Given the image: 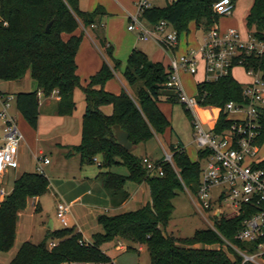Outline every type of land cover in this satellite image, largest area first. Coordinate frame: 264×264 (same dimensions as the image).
<instances>
[{"label":"trees","instance_id":"1","mask_svg":"<svg viewBox=\"0 0 264 264\" xmlns=\"http://www.w3.org/2000/svg\"><path fill=\"white\" fill-rule=\"evenodd\" d=\"M218 1L176 0L167 2L162 8L146 9L141 17L148 24L165 21L179 36L187 34L191 24L207 32L218 23L219 17L213 12V5ZM230 1L234 6L237 0ZM106 15L101 6L92 12L81 11L78 0H0V81H19L29 73L37 89L19 93L14 100L17 112L34 131L39 118V93L45 98L56 93V115L68 117L75 109L74 91L81 88L85 102L81 138L80 144L71 148V153L80 157L81 165L100 156L99 169L107 170L113 165H123L127 169V176L100 171L97 177L114 209L129 199L124 189L127 181L146 184L150 203L135 211L98 216L102 232L94 234L88 245H80L82 238L72 228L48 231L47 238L56 240L53 248L48 247L47 239L40 244L24 242L9 264H110L101 248L115 241L144 247L150 264H242V258L225 241L242 252H255L257 243L234 239L248 215L232 220L213 216L215 231L210 228L196 231L191 238L164 234L177 193L186 190L195 195L197 192L201 153L198 161L191 162L182 144L170 145L173 165L156 161L154 163L161 167L163 176H149L144 158L123 150L113 138L112 128L120 126L134 147L169 128V122L158 106L161 102L180 104L178 95L166 88L169 68L151 63L142 52L133 50L126 60L122 77L130 87L141 86L136 89L134 98L124 90L119 95L110 94L104 86L121 64L113 59L112 48L107 47L104 40L97 39L112 65L103 63L87 85L81 87L76 55L83 32L79 36L75 32L80 28L87 30L99 26ZM245 27L250 36L264 40V0H251ZM65 35L68 36L66 40ZM245 58L249 67L261 73L264 82V55ZM241 93L242 85L231 75L196 84L199 106L219 111L214 127L216 132L230 126L223 109L229 102L240 103ZM0 97L4 95L0 93ZM104 106L112 107L110 116L100 111ZM185 113L192 126V115L186 109ZM258 141L259 145L264 144V121ZM48 188V179L35 172L24 173L16 179L12 192L0 203V254L13 248L19 214L24 212L31 199L39 198Z\"/></svg>","mask_w":264,"mask_h":264},{"label":"built area","instance_id":"2","mask_svg":"<svg viewBox=\"0 0 264 264\" xmlns=\"http://www.w3.org/2000/svg\"><path fill=\"white\" fill-rule=\"evenodd\" d=\"M149 8L151 6L148 0H137L136 13L130 16L127 30L135 33L140 41L156 43L165 52L172 53L178 46L179 35L165 21L156 24L145 22L141 14ZM233 8L230 0H219L213 5V12L219 18L227 17L231 15ZM94 28L92 26L90 29ZM250 55H264V40L259 41L250 35L242 38L235 29L222 32L214 25L196 48H189L185 53L171 58L166 88L178 95L179 103L193 117L194 142L198 152L202 154L199 185L194 195L198 211L211 213L212 218L216 216L227 220L248 215L234 239L257 243L255 252H242L230 243H225L242 258V264H264V159L259 157V149L263 144L259 145L258 141L264 121V82L261 73L246 64L245 57ZM200 62L204 64L205 81L232 76L235 69H241L249 79L247 84L242 85V101L225 105L223 112L231 124L219 132L214 129L217 120L211 130L202 126L195 112L200 107L198 100L196 96H187L181 84L180 74L196 75ZM12 99V96L0 97V176L6 170L18 167L22 135L15 118L9 112ZM163 161L172 166V155L166 154ZM48 164L49 160L43 156L36 158V173L44 175L43 166ZM143 164L149 176H163L161 167L148 158L143 159ZM214 188L221 189L217 201H212L211 198V190ZM3 196L4 192L1 190L0 197ZM221 203L231 210L229 214H222L218 208ZM69 210L70 206L61 203L56 207V218L64 227ZM210 229L215 231L213 227ZM79 243L89 244L84 241ZM55 245L53 242L48 247L53 248Z\"/></svg>","mask_w":264,"mask_h":264},{"label":"rangeland","instance_id":"3","mask_svg":"<svg viewBox=\"0 0 264 264\" xmlns=\"http://www.w3.org/2000/svg\"><path fill=\"white\" fill-rule=\"evenodd\" d=\"M148 1L151 7L162 8L171 0ZM78 2L79 8L82 9L80 10L86 12L85 4L87 3V0H78ZM129 7L130 9H133L132 4H130ZM113 17L114 20L111 22H114V30L110 31V36L114 37L113 39H116L115 43L118 45L120 43L119 41L131 38L134 33L127 31L126 28L128 23L125 18L121 17L119 14L114 15ZM220 19H226V17ZM108 28H110V25ZM200 29L201 30H196L194 26H190L187 35V44L190 48H196L201 44L203 29ZM87 31L86 34L82 30V32H84L82 38L89 42L93 52L99 58L101 63L103 62L112 65V61L106 55L105 50L91 42L90 38L95 39L96 34L90 30ZM88 34L89 37H87ZM67 38L68 36L65 35L64 39L66 40ZM103 38H105V35H101V39L105 41ZM107 40L109 41V39ZM185 40V34L182 33L180 43L182 41L185 42ZM145 43L148 44L152 51L157 52V54L160 55V58L163 55V59L165 60L164 63L167 64V56L169 57L170 53L166 52V56L164 55L165 51L156 43ZM181 51L182 50L178 51V54L181 53ZM119 70H116V76L109 80L107 84L112 91L120 92V90L122 91V89H125L127 93L134 98L135 91L141 86V84H137L134 87L128 86L122 77V70ZM233 76L243 82L249 81V79L243 75L241 69H235L233 71ZM180 80L185 94L189 97L195 96L196 84L205 80L204 64L202 62L198 64L196 75L191 76L187 73H181ZM8 84L9 83L0 81V92H8ZM80 85L82 87L81 83ZM12 98L13 99L10 101L11 108L9 110L11 115L15 112L14 95H12ZM45 99V97L39 96L41 104ZM73 101L75 109L72 115L68 117H59L56 115V105L53 99L49 101L48 107L45 106L41 108L42 114L39 127L37 125L39 128L37 147L42 150L50 161V166H43L44 176L48 179L49 188L46 193L38 198L39 211L32 213V201L27 203L26 209L23 212V218L21 219L22 221L19 220V223L17 224L14 241L15 246L13 245L15 248H12L7 253L0 254V264H9L14 258L13 255L15 250L19 249V246L24 240H30L33 244H40L45 239H47L46 241L48 244L52 242L56 243L54 238H47L50 222H53L54 224V231L63 228H72L75 231L78 228H82L85 232H89L90 230L94 231L93 227H97V229L101 231V226L97 222L99 214L113 215L115 213L110 209L106 192L100 187V183L95 181V177L100 171H109L114 174L127 176V169L123 165H113L107 170L104 168L99 169V165L102 164L100 156H96L95 161L83 165L79 164L78 158L76 161H73L66 159L63 156L65 153L64 146H78L80 144V120L85 111L84 95L81 88L75 89ZM158 106L169 122V128H167L162 134L154 135L152 139L145 144L140 143L134 146L131 153L137 158L149 157L154 161H161L165 160L166 154L171 155L170 145L176 146L182 144L183 148L185 147L186 149L188 157L192 161H196V151L198 149L194 142V132L191 123L186 117L185 108L180 104L171 105L164 102L159 103ZM195 112L198 114L202 126L207 130L212 129V123L217 119V110L215 108L198 107ZM259 157L264 159V144L259 149ZM23 160L27 164L25 171L36 173V169L33 167L32 154L26 151L23 155ZM81 185H83L85 191L80 189ZM5 189L8 188L5 187ZM124 189L129 193V200L124 204V207L121 210L123 213L135 211L143 205L140 203L150 201L149 190L146 184L136 185L127 181ZM86 191H89L90 194H86ZM220 192V188H214L211 190L212 201L218 200ZM82 193H85L84 196H82ZM79 195L82 196V204L84 205L86 217L81 221L75 220L76 215H78L77 211L80 208L79 205H75L65 216L66 227H64L56 218V207L59 203L68 206L70 201ZM173 206L174 211L171 220L164 231L165 235L177 238H191L196 231L205 230L213 226L211 213L198 211L196 198L190 191H179L173 200ZM218 208L223 215H227L231 212V210L223 203H221ZM104 209H106V211Z\"/></svg>","mask_w":264,"mask_h":264},{"label":"crops","instance_id":"4","mask_svg":"<svg viewBox=\"0 0 264 264\" xmlns=\"http://www.w3.org/2000/svg\"><path fill=\"white\" fill-rule=\"evenodd\" d=\"M136 2H137V0H87V3L85 4L86 12H92L97 6H101L107 14L105 17H103L101 19L99 26H95L94 29H90V28L87 29V30H90L96 34V38L95 39L90 38V40L95 45L100 46L98 44L97 39L100 40L101 35H105V38H103V39H105L106 46L112 48V57H113V59L120 62L121 65H120L119 69L122 70V73H123L124 68H125L126 60L129 56V54L133 50H138V51L142 52L151 63H160L165 68H168L169 62L173 56L183 54L190 48V46H188V44H187V37H188L187 35L189 32L187 34H185V38H186L185 42L182 41L180 43L181 35L179 36L178 46L173 50L172 53H170L169 57L167 56L166 52L164 53V55L167 56V64L164 63L165 60L163 59L164 58L163 55L160 58V55H158L157 52L152 51L151 48L148 46V44L140 41L135 33L129 39L126 38L124 40L119 41L120 43L118 45L115 43L116 39H113L114 37L110 36V31L114 30V27H113L114 22H111L114 20L113 16L119 14V15H121V17L125 18L127 20V23H128L130 16H133L136 13ZM130 4H132L133 9H130V7H129ZM250 6H251V0H237L235 5H234V8H233L231 15L227 16L226 19H220V18H222V17H220L218 20V23L216 24L217 27L222 32H224L228 29H235L240 33L242 38H247L249 33L245 27V18H246V15L248 13ZM109 25H110V28H108ZM190 26H194V25L191 24ZM190 26H189V28H190ZM82 30H83L82 28L78 29L75 32V35L76 36L81 35ZM87 30H83V31L87 34V32H88ZM196 30H201V29H196ZM84 32H83V35H84ZM130 33H132V32H130ZM202 33H203V38H204L206 32L202 30ZM87 37H89V34L87 35ZM106 38L109 39V41ZM203 38H202V40H203ZM101 49H103V48L101 47ZM180 50H182V51H181V53L178 54V51H180ZM102 63L99 60V58L95 55V53L93 52L89 42H87L86 40H84L82 38L81 44L79 46V49H78V52L76 55L77 76L80 79V83L82 84V87H85L87 85L89 78L92 77L93 75H95L100 70ZM110 66H111V64H110ZM115 76H116V72H115ZM232 77L241 85H245L248 83V81L243 82V81L238 80L236 77L233 76V73H232ZM5 83H9L8 84L9 85L8 92H0V93L3 94L4 97L14 95V99H15V96L19 93L33 92L37 89L35 83L32 80H30L29 73H27L24 76V78L19 80V81L5 82ZM104 90L110 94H113V95H119L121 92V90H120V92L112 91L110 89V86L107 83L104 86ZM122 90H125V89H122ZM39 96L42 97L43 95L41 93H39L38 98H39ZM51 99L54 100L55 105H56L58 98H57V94L54 92L51 94L50 97L46 98L42 104L39 101L38 127H39L40 117L42 114L41 108H43L45 106L48 107L49 101ZM100 111L104 115L110 116L112 114V107L111 106H104V107L100 108ZM55 113H56V110H55ZM12 116L16 120L17 128L22 135V141L19 145V150H18V167H17V169L6 170L5 173L2 176H0V191L3 190V192H4V196L0 197V203L8 195H10V193L12 192V189H13V184L19 176H21L24 173H34V172L25 171L27 168L26 167L27 164L23 160V155L26 153V151H28L30 154H32V156H33V167L35 169H36V158H38L39 156H43L44 158L49 160L48 157L42 152V150L37 147V144H38L37 143V141H38L37 135L39 133V128L37 127L36 131L32 130L26 124V122L23 120L22 116L17 112L16 108H15V112L13 113ZM217 117H218V113H217ZM81 119H82V117H81ZM214 124H215V122L212 123V125H213L212 128L214 127ZM1 127H2V124H1L0 128ZM20 127H21V129H20ZM80 131H81V120H80ZM80 138H81V132H80ZM1 144H2V142L0 141V145ZM72 147H76V146H64V152L65 153L63 156H64V158L70 159L73 161H76V159L78 158L79 164L81 165L80 157L76 154L71 153ZM184 151L186 153L185 147H184ZM198 154H199V152L197 150L196 151V161L199 160ZM187 156H188V154H187ZM144 158H148L152 162H156L149 157H144ZM189 160L191 162H195V161H192L190 158H189ZM48 166H50V161H49V164L45 165L44 167H48ZM98 175H99V172L95 177V181L96 182L98 181V183H100V181L97 178ZM83 179H86V178H83ZM5 187L8 189H5ZM100 187H102L101 183H100ZM80 189L85 191V188L83 187V185L80 186ZM84 194L82 196H84ZM86 194L89 195L90 192L86 191ZM82 196L79 195L78 197H76L75 199L70 201V203L68 204V206H70V210L75 205L80 206V208L77 211L78 215H76V217L74 216L76 221H81L82 219H84L86 217V213L84 212V205L82 204ZM106 196L108 197L107 193H106ZM30 201H32V207H33L32 213L39 211L40 208H39L38 198L31 199ZM108 202H109L110 209H112L115 212L113 215H118V214L123 213V212H121V210L123 209L124 204L126 202L123 203L120 207H118L116 209H114L111 206L109 198H108ZM148 203H150V201L146 202V203H140V204H143V205H141V207H143L144 205H146ZM104 210L106 211V209H104ZM72 214H74V213H72ZM23 215H24L23 212L21 214H19L17 224L19 223V220H21L23 218ZM101 215H104V214H101ZM113 215H109V216H113ZM99 216H100V214H99ZM50 224H51V230H49V231L52 232V231H54V224H53V222H50L49 226H50ZM93 228H94V231L90 230L89 232H85L82 228H78L77 230L74 231V233L79 234L82 238V241L90 243L92 240V236L94 234L102 232V229L100 231L97 229V227H93ZM16 231H17V229H16ZM27 241L30 242V240H24L21 243V245ZM14 246H15V244H14ZM14 246H13V248H15ZM20 246H19V248H20ZM101 250H102L103 254L110 260V264H150L149 256H148V253L145 250V248L134 245V244H129V243L121 242V241H119V242L115 241V242H112L110 244L104 245L101 248ZM17 251L18 250H15L13 256L16 255Z\"/></svg>","mask_w":264,"mask_h":264},{"label":"water","instance_id":"5","mask_svg":"<svg viewBox=\"0 0 264 264\" xmlns=\"http://www.w3.org/2000/svg\"><path fill=\"white\" fill-rule=\"evenodd\" d=\"M49 27H50V24L46 28V33L49 32ZM112 132H113V138L116 144L127 152L131 151L133 145L129 141L128 134L124 130H122L120 126H114L112 128ZM48 230H51V224L50 226H48Z\"/></svg>","mask_w":264,"mask_h":264}]
</instances>
